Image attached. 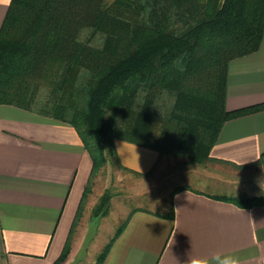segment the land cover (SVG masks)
I'll return each mask as SVG.
<instances>
[{
  "label": "trees",
  "instance_id": "16d2710c",
  "mask_svg": "<svg viewBox=\"0 0 264 264\" xmlns=\"http://www.w3.org/2000/svg\"><path fill=\"white\" fill-rule=\"evenodd\" d=\"M263 37L264 0H10L0 103L72 124L93 160L88 183L107 151L124 167L116 139L218 161L211 150L224 123L264 110V102L226 107L230 61L257 51ZM214 197L264 205V194ZM68 249L69 238L60 261Z\"/></svg>",
  "mask_w": 264,
  "mask_h": 264
},
{
  "label": "crops",
  "instance_id": "0c3cea01",
  "mask_svg": "<svg viewBox=\"0 0 264 264\" xmlns=\"http://www.w3.org/2000/svg\"><path fill=\"white\" fill-rule=\"evenodd\" d=\"M9 2L0 0V27ZM262 102L264 37L257 51L230 61L226 107ZM115 144L121 163L140 172L159 156L123 140ZM211 156L227 167L264 162V110L226 121ZM92 167L72 124L0 103V264L55 263ZM214 195L180 189L173 196V218L132 212L101 264H188L216 253L234 255L240 264H264V205L244 207ZM73 255L62 264H72Z\"/></svg>",
  "mask_w": 264,
  "mask_h": 264
},
{
  "label": "rangeland",
  "instance_id": "374dc122",
  "mask_svg": "<svg viewBox=\"0 0 264 264\" xmlns=\"http://www.w3.org/2000/svg\"><path fill=\"white\" fill-rule=\"evenodd\" d=\"M158 154L152 168L140 172L121 163L125 168L122 167L117 158L107 151V162L87 183L89 188L83 207L79 214L77 211L68 236V253L60 261L67 238L54 264H62L71 252L74 254L72 264H94L132 212L148 210L167 214L173 192L180 187H195L231 197L264 192V162L246 167H227L216 160L193 163L188 153L182 150Z\"/></svg>",
  "mask_w": 264,
  "mask_h": 264
},
{
  "label": "clouds",
  "instance_id": "9594fccd",
  "mask_svg": "<svg viewBox=\"0 0 264 264\" xmlns=\"http://www.w3.org/2000/svg\"><path fill=\"white\" fill-rule=\"evenodd\" d=\"M188 264H240L238 257L234 255H221L216 253L209 257H193Z\"/></svg>",
  "mask_w": 264,
  "mask_h": 264
}]
</instances>
